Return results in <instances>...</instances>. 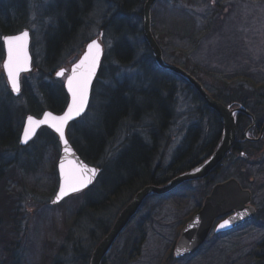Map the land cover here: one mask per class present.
Segmentation results:
<instances>
[{
    "label": "rangeland",
    "instance_id": "1",
    "mask_svg": "<svg viewBox=\"0 0 264 264\" xmlns=\"http://www.w3.org/2000/svg\"><path fill=\"white\" fill-rule=\"evenodd\" d=\"M74 1L76 0H19V4H22L24 25L30 35L29 51L33 67L21 74L22 88L19 95L14 96L2 70L4 57L1 58L0 96L9 91L10 101L16 107L27 103L26 92L37 96L36 99L42 101L45 106L42 91L52 93L53 87L63 85L67 77L66 72L62 78L54 77V72L61 67L69 69L70 65L80 58L89 41L96 39L99 40L102 51L97 75L92 82L89 106L85 113L67 128L68 138L71 139L73 135V138L80 142V127H91L98 131L99 118L102 114L106 115L110 104L113 105L121 99L137 103L130 111L132 114L141 111L123 120L116 119V125L110 130L103 152L96 155L95 163L102 168L93 185H100L104 180L119 181L121 176L118 178L117 172L121 165L117 166V161L125 160L127 154L124 152L138 142L152 144L154 134L156 149L151 167L159 166L156 175L163 176L167 173L168 166L176 161L177 156L182 155V164L195 157L200 145L219 129L217 118L211 112L204 114L202 99L189 89L186 79L177 73L156 70L159 67L151 50L149 54L146 49L144 32L140 33L143 31V20L140 22L137 17L118 15L104 28L97 23L103 24L106 18L110 20L109 0H88L89 4L84 8L79 2L70 6ZM8 2L9 0H0L2 20L7 15L10 18L15 16V10ZM217 8L220 9L218 13H221L217 16L216 25L213 23L214 27L199 36L196 29L208 28L205 19ZM186 12V16L190 18L193 17L189 15L198 14L191 24L178 20L183 18ZM227 26L230 27L229 31L235 33H228L223 37L220 30L227 31ZM59 28L63 29L58 31ZM151 30L155 40L154 31L160 39V43H157L166 63L181 67L189 73L187 68L191 67L187 66L198 63L209 71L201 73L203 83L196 78L209 92H215L218 87L223 86L221 78L237 72L246 70L249 76L239 80L227 79V85L233 87L241 83L243 88L251 89L253 84L258 85L264 78V0H155L151 4ZM177 30L180 34L189 31L188 37H192V40L194 38L198 41L200 38L204 41L199 45L200 55L193 53L197 41L191 45L189 38L180 36ZM56 32L57 41L65 39L68 32L69 40L62 42L58 56L46 57V43L53 39ZM118 45L122 46L119 49L129 47L130 56L125 52L124 59L114 56ZM36 64L47 71L53 70V74L40 72ZM217 74H221V77H216ZM23 89L25 92H22ZM159 95L166 101L159 98ZM148 96L152 99L147 98ZM53 99L56 100L54 96ZM146 107L154 108L156 114L161 115L164 109H168L170 113L162 122L154 116L155 112L144 111ZM240 107L247 111L243 105ZM158 121L163 125L162 130L159 129ZM251 125L253 126V123L245 129L247 138L251 135ZM262 135L263 132L259 131L250 139L264 141ZM41 138V135L37 134L28 145L21 144L22 150L19 154L12 152L7 155L11 160L16 158L19 164L16 179L10 185L17 192L16 213L18 223L23 229V232L17 233L16 236V240H19L16 250L19 264H84L81 254L77 251L93 243L96 232H93V236H90V232L94 228L98 230L93 222L97 219L110 222L116 211L115 206L101 213L93 210L89 206L90 201H87L93 185L67 195L58 204H51L49 199L57 189L59 181L53 170L54 165L57 170L60 158L59 140L56 135L58 144L55 145ZM36 153H40L39 159ZM232 163V160L223 162L222 170H225V176L222 180L233 177L240 183L244 181L243 189L249 190L251 195L248 204L254 206L257 212V206L264 204V148L255 156L246 157L245 167L241 168V165ZM251 163L256 165L252 166ZM123 173L125 174V171ZM103 175L105 178L100 180ZM193 180L195 179L187 181H190L189 185L197 191L200 183ZM172 190L162 195L152 194L142 203L144 205L140 206L138 219L141 222L143 238L136 246L133 259L123 263V235L118 245L110 251L107 264H169L166 262L168 250L176 242L182 223L192 213L188 210L189 207L185 206L187 201H173L168 197L167 194ZM179 191L184 192V187ZM48 193L52 195L46 199ZM228 215L219 217L217 221ZM11 217L13 222V215ZM254 217L252 221L230 230L229 234L214 237L211 231L196 253L179 258L173 264H250L251 257L247 255L253 250L254 243L264 236L263 228L257 227L264 219ZM135 223V220L132 221L130 226L133 227Z\"/></svg>",
    "mask_w": 264,
    "mask_h": 264
},
{
    "label": "trees",
    "instance_id": "2",
    "mask_svg": "<svg viewBox=\"0 0 264 264\" xmlns=\"http://www.w3.org/2000/svg\"><path fill=\"white\" fill-rule=\"evenodd\" d=\"M78 2L83 8L89 4L88 0H76L72 2L70 6ZM8 4L15 10V16L13 18H10L9 15H7L3 20L0 17V59L4 57L3 42L1 40V37L6 34H11L26 29V25H24V15L22 13L23 9L21 8L22 4H19V0H9ZM144 4L145 0H109L108 5L110 8V13L108 14V16L110 20L106 18L104 19V22H112L114 18L118 15L120 17L123 15L125 17L129 15L133 16V18L137 17V19L142 22ZM189 6L191 5L189 4ZM218 10L220 9H214L212 14H208L206 19L204 18L205 22L207 21L206 23L208 28H204L201 30L196 29V33L199 36H203L207 32V30H209L211 27H214L215 21L217 22V16L221 13H218ZM186 15H188L187 12L184 13L183 18L178 20L191 24L194 18L196 19V17L198 16L197 13L189 15L193 18L187 17ZM161 20H163V18ZM97 25L102 24L97 23ZM60 29L63 28H59L58 31H60ZM229 30L230 27L227 26V31L220 30V32L223 33V37H225L228 33H235V31ZM57 32L53 39L48 40L46 43V57L58 56V49H60V45L62 44V42H66L69 40L68 32L65 39L57 41ZM142 32L143 31H140L141 34ZM178 32L179 31L177 30V33ZM216 32L218 35L219 30H217ZM154 33L156 35V40L160 43V39L157 37L155 31ZM178 34L182 37H188L189 31H185L184 33L182 32L181 34ZM188 38L190 40L191 45H194V42L197 41V39L194 38L192 40V37ZM203 42L204 41L200 40L199 38V40L196 42L197 44H195V51L193 52L194 54H201V51L199 50V45ZM212 44L214 45V43ZM145 46L150 54L151 52L148 47V44L146 43ZM121 47V45H118L113 55L117 56V58L119 59H124L123 53L125 52L128 56H130L131 50L129 49V47L119 49ZM210 54L211 51L209 52V55ZM216 54L218 53L216 52ZM187 67H191L187 69H189L191 75L201 81V83H203L201 73H209V71L205 67H202L198 63H193L192 66ZM36 68L40 72L53 74V70L47 71L46 68L41 67L37 64ZM156 70L160 69L158 68ZM156 73H158V71H156ZM220 75L221 74H217L216 77L220 78ZM248 76L249 74L246 73V70L242 72H237L231 74V76H227L224 79L221 78V81H223V86L218 87L215 92H209V90L206 88L212 97L221 101L225 105H229L231 108H235L240 105L246 107V109L249 110L250 113L254 116L255 122L253 123V119L250 115L241 114L238 112L236 116V140L232 145L230 151L222 160V162L218 164V167H215L214 170L211 171L207 176L193 180V182L196 181V183H200V188H198V190L196 191V189L192 188L189 185V183H191L190 181H185L181 183V185L176 186L170 193L167 194L169 195L168 197H171L173 201L177 199L187 201L185 203V206L187 208L189 207V211H192L191 215L193 214V212H195L201 207L203 199L210 192L212 186L218 183L219 181H223L222 178L223 176H225V170H222L223 162L225 163V161L232 160L233 165L237 164L241 165V168L245 167V158L250 155L255 156V154L259 153L264 148L263 140L250 139L252 136H256L259 131H262L264 124V86H262L264 83V78L261 79L258 85L253 84V87H251V89L243 88L241 83L233 87L227 85L228 83H226L227 79H229V81L232 79L239 80L240 78L245 79V77ZM186 84L189 86V89L193 90L201 98V96L197 93L194 87H192L188 83V81L186 82ZM22 92H25V89H23ZM25 94L27 97H25L27 99V103L25 105H19L16 107H14L10 101L11 97L9 91H6V94L4 96H0V264H19L20 262L19 257L16 254L17 246L19 244V240H16V236L18 235L17 233H22L23 229L18 223V216L16 213L17 210L15 202H17V192L14 191L10 186L11 182L15 181L16 179L19 164L17 163L16 158L11 160L7 158V155L12 152L19 154L22 150V146L19 144V134L22 127V118L25 117L26 114L38 115L42 110H44V108H49L54 112H59L63 109L64 105L67 102V93L65 92L63 85H60L55 88L53 87L52 93H49L46 90L42 91V100L46 102L45 106L42 104V101L36 99L38 98L37 96L27 94L26 92ZM53 96L56 98V100L53 99ZM168 97L169 95H167V98ZM147 98L152 99L151 96H148ZM159 98L166 101L165 98L161 97L160 95ZM202 101L205 107L204 114L211 112L213 115H215L218 121L219 129L209 140L204 141L200 145L199 152L195 157L189 159L187 162L182 164V161H180L182 155L177 156L176 161L168 166L169 168L167 169V173H165L163 176L156 175L159 171V166H154V168L151 167L153 153H155L154 150L156 149V145L154 143L156 141V135L154 134L152 144H143L138 142L137 144H135V146L129 147L130 149L128 148L127 151L124 152L125 154H127L125 160L121 161L120 159L119 161H117V166L121 165L117 172L118 178L119 175L121 176V179L119 181L104 180L101 181L100 185H98V183L93 185V187L91 188L92 191L89 194L90 197H88L87 199V201H90L89 206H91L92 209L97 211L98 213H101V211L107 210L109 209V207L114 206L116 211L114 212L113 218L110 222H107L102 219H97L95 222H93L96 228L98 229L96 231V229L94 228L90 232V236H93V232H96V234L94 235L93 243L89 247H85L82 250L79 248V250L77 251L79 254H85V256H82L81 258V261L84 264H88L89 257L94 246L109 232L113 220L119 210H121L126 204L131 201V199L134 197L135 193L138 190H140L146 185L165 184L170 180L171 177H174L183 171L189 170L195 165L202 162L217 147L221 139L222 123L216 111L211 109L203 99ZM136 105L137 103H134L133 100L125 102L121 99L119 102H116L113 105L110 104L106 111V115L104 116L102 114V117L99 118L98 131L93 130V128L91 127H80V129H78V136L80 137L81 141L79 142L78 139H74L73 135L70 139L72 145L78 151L79 155L87 162L96 164V155H98V153L103 152V149L106 146V140L109 139L110 130L116 125V119L123 120V118H126L127 116H135L141 111L138 110L136 114H132V112H130L133 107H136ZM167 105L170 111L168 102ZM153 109L154 108L152 107H146L144 111H147V113H152V111L155 112ZM168 109H164V112L161 115L156 114L155 112L154 116L158 117V120L163 122L170 113ZM160 121H158V125L159 129L162 130L163 125L159 123ZM252 123L253 126L251 125L252 128H250L251 135L250 138H247L245 135V129L249 127V125ZM38 135H41V139L46 140L48 143H53L55 145L58 144V142H56V134L47 127L42 128ZM247 135L249 136V133ZM235 154H238V156H235ZM36 156L39 159L40 153ZM237 165L235 167H237ZM251 165L253 166L256 164L251 163ZM53 170L54 176L57 177V170L55 165L53 166ZM119 171H121L122 173H120ZM123 171H125V174L123 173ZM110 175H112V173H110ZM102 178H105V176L103 175L100 180ZM243 182L244 181H241V185L243 184ZM183 187L184 192L179 191ZM54 188L55 185L52 188V193L54 192ZM51 195L52 194L48 193L46 199H48ZM149 197L151 196H147L144 201H146V199ZM140 208L139 211L132 217L131 221L126 226V228L123 230V235L125 237V246L123 247V253L121 252L123 255V263L133 259V255L136 254V246H138V244L142 241L143 238V231L140 225L141 222L138 219ZM11 215H13V222ZM191 215L186 220H188ZM258 216L264 219V204H260V206H257V212L254 218L257 219ZM134 220L136 223L133 227H131L130 224ZM261 225L257 227H262L264 232V221L261 223ZM213 236L217 237L219 235L213 234ZM80 240L81 238L79 237V241ZM172 247L173 245L168 250V257L166 260V262L169 264H173L174 262L179 260L174 258ZM249 255L251 257L250 264H264V236L254 243L253 250H251V252L247 256ZM107 262L108 259L105 256L102 259L101 264H107Z\"/></svg>",
    "mask_w": 264,
    "mask_h": 264
},
{
    "label": "water",
    "instance_id": "3",
    "mask_svg": "<svg viewBox=\"0 0 264 264\" xmlns=\"http://www.w3.org/2000/svg\"><path fill=\"white\" fill-rule=\"evenodd\" d=\"M154 1L155 0H146L144 4V10H143L144 37L153 54L154 60L157 63L158 67L161 68L162 70L177 73L180 76H182L184 79H186V81L191 83L196 89L197 93L206 102V104L211 109H213L214 111L218 113L220 121L222 123L221 139L217 147L214 149V151L209 156H207L202 162L195 165L191 169L177 174L176 176L172 177L168 182H166L164 185H146L142 187L140 190H138L135 193L134 197L131 199V201L121 209V211L117 215L109 232L105 235V237L102 238L100 243H98V246H96L95 250L92 253L90 264H101L102 258L104 257L106 252L111 247L115 238L127 226V224L130 222L132 217L138 212L146 196L155 194V193L158 195L165 194L169 192L170 190H172L175 186H177L181 182H184L190 179H198V178L205 177L211 171H213L215 167H218V164L222 162L223 158L226 156L228 151H230L232 145L235 142V139H236L235 113L237 111L245 112L248 115H250L254 123V116L248 110L246 111L240 106L231 108L229 105H225L221 101L212 97L210 93L202 86V84L188 71H185L181 67L170 65L163 60L162 50L159 44L157 43V40H155L152 30H151V4ZM24 31H27V30H24ZM24 31H21L18 33L6 34L3 37L18 35ZM29 41H30V35H28V40H27V52L30 57V66L28 69H30L31 67V60H32L31 53L29 51ZM89 43H91V41ZM87 45H86L85 51L82 53L80 58L72 64L68 75L71 74L74 64L78 63L79 60L88 51ZM4 51H5V57H4L2 66L7 58L5 47H4ZM101 51H102V47H101ZM100 59H101V54L99 57L97 70L99 68ZM61 69L65 71L64 68H61ZM61 69H59L58 71H60ZM4 73L7 78V74L5 70H4ZM20 74H19V84H20ZM96 74H97V71L89 86V95H88V100H87L84 112L86 111L89 100H90L92 82ZM66 81H67V77L64 82V88L68 94V102L64 110L60 113H55L49 109H46L42 112L40 116L28 114L25 117L24 123L22 126V130L20 134V141H19L20 144L22 145L27 144L36 135L39 128L42 126H47L48 128H50L51 130L55 132V130L49 125L40 124L36 127L35 132L32 135V138L29 139L27 143L22 142L24 127L27 125V122H28L27 118L29 116H32L35 120H43L44 119L43 114L45 112H50L53 115L59 116V115H62L67 110V106L69 103H71L72 98H71V94L68 92ZM19 91H20V88H19ZM13 93L17 95L19 92L13 91ZM84 112L81 113V115H83ZM78 117H74L73 119L69 120L65 126L64 131H65V139L68 141V144H67V147L69 149L68 152H65V145L63 144V142L60 141L59 134L55 132L58 135V138L60 141L61 151H60V158L57 163L59 182H58L57 190L51 198L52 203H58L60 200H62L67 195L72 194V193H69L65 195L62 199L58 201L56 200V197L59 191V186H60V183L62 182L61 173L59 169V164L61 162L65 164L66 171L69 170L70 168H73V167L79 168L84 165H86L89 168L97 169L96 175L93 178L92 182L95 180V178L97 177L99 173V167H97V165H94V164H91L85 161L79 155L77 150L73 147L69 139L66 137L67 125L70 122L76 120ZM263 129H264V124H263V128L261 132H263ZM250 200H251V195H250L249 190L243 189V186L241 185V183L233 177L227 178L213 185L209 194L206 195V197L204 198L201 207L193 214L192 218L186 222V224L180 231L179 237L176 240L175 245L173 247L174 257L180 258V257L187 256V255H193L194 253H196L199 247L201 246V244L206 239L207 235L209 234V231L211 230L214 224V221L221 216H225L226 214H229L227 217H225L224 219H222L216 224L214 228L215 233L232 230L233 228H236L240 226L241 224H244L250 221L256 213V209L254 208V206L248 204ZM225 221H228L229 223L225 225L224 227H220V225L224 224Z\"/></svg>",
    "mask_w": 264,
    "mask_h": 264
},
{
    "label": "snow or ice",
    "instance_id": "4",
    "mask_svg": "<svg viewBox=\"0 0 264 264\" xmlns=\"http://www.w3.org/2000/svg\"><path fill=\"white\" fill-rule=\"evenodd\" d=\"M28 32L24 31L18 35L3 37V44L6 49L7 58L3 68L7 74L8 83L15 92H19V74L21 71L28 70L30 66V57L27 52ZM88 51L74 64L71 74L67 76V89L71 94V103L67 110L59 116L50 112L43 114V120H35L32 116L27 118V125L24 127L22 142L27 143L40 124H47L59 134L60 141L65 145V152H68V141L65 139V126L69 120L78 117L84 112L89 95V86L97 71L101 46L96 40H92L87 45ZM58 77H64L63 69L57 71ZM61 173V183L56 200L62 199L69 193L82 191L92 183L97 169L89 168L86 165L79 168H70L65 170V164H59ZM198 171V170H197ZM229 222L225 221L220 227H224Z\"/></svg>",
    "mask_w": 264,
    "mask_h": 264
},
{
    "label": "flooded vegetation",
    "instance_id": "5",
    "mask_svg": "<svg viewBox=\"0 0 264 264\" xmlns=\"http://www.w3.org/2000/svg\"><path fill=\"white\" fill-rule=\"evenodd\" d=\"M223 13V12H222ZM223 16H224V14H222ZM108 23L107 22H103V24H102V26L105 28L106 27V25H107ZM254 122H255V118H254ZM264 130V129H263ZM263 137H264V132H263V135H262ZM94 184V183H93ZM93 184H91V186L93 185ZM120 211V210H119ZM118 215V214H117ZM117 215L115 216V218L117 217ZM115 218H114V220H115ZM114 220H113V222H114ZM113 224V223H112ZM112 226V225H111ZM111 228V227H110ZM104 236V235H103ZM123 238V230H122V232L115 238V240H114V242H113V244H112V246H111V248L108 250V252L106 253V257H107V259H108V255H109V253H110V251L113 249V247H115L116 245H118V243H119V241H120V239H122ZM97 245V244H96ZM95 245V246H96ZM94 246V247H95ZM93 251V250H92ZM123 251V250H122ZM121 251V252H122ZM123 253V252H122ZM91 254H92V252H91ZM82 256H85V254H81V258H82ZM104 256V257H105ZM90 257H91V255H90ZM90 257H89V261H90ZM122 259H123V255H122ZM88 264H89V262H88ZM123 264V263H122Z\"/></svg>",
    "mask_w": 264,
    "mask_h": 264
}]
</instances>
